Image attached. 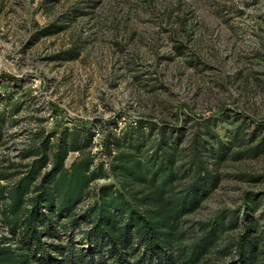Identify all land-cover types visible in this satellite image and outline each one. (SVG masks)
I'll return each instance as SVG.
<instances>
[{
    "label": "rangeland",
    "instance_id": "374dc122",
    "mask_svg": "<svg viewBox=\"0 0 264 264\" xmlns=\"http://www.w3.org/2000/svg\"><path fill=\"white\" fill-rule=\"evenodd\" d=\"M50 24L65 28L42 36ZM70 48L79 54L55 58ZM139 120L149 133L143 150L153 133L159 137L158 127L178 135L177 190L192 176L193 138L205 136L207 124L225 144L241 123L248 132H264V0H0V174L6 176L0 184L11 187L38 157L22 154L47 134L54 133L53 141L66 127L90 128V168L103 163L105 176L91 182L76 208L83 212L101 186L121 189L110 170L117 150L109 155L106 139ZM242 149L231 146L220 160L202 152L219 178L183 218V244L216 216L228 228L198 264H235L232 243L245 230L248 196L259 199L253 216L264 248V154ZM77 156L69 152L65 165ZM1 211L0 235L11 237ZM59 225L66 227L55 225L59 237L41 240L65 244L72 235L81 247L79 228L64 217Z\"/></svg>",
    "mask_w": 264,
    "mask_h": 264
},
{
    "label": "trees",
    "instance_id": "16d2710c",
    "mask_svg": "<svg viewBox=\"0 0 264 264\" xmlns=\"http://www.w3.org/2000/svg\"><path fill=\"white\" fill-rule=\"evenodd\" d=\"M63 28L50 24L39 32L45 36ZM64 54L55 58L68 60L79 50L70 48ZM145 126L139 120L119 134L109 132L112 140L106 139L108 154L111 148L117 150L110 170L120 179L121 189L101 186L96 200L79 213L76 208L89 196L91 182L105 176L103 163L90 168L94 132L90 128L66 127L53 141L50 137L54 133L47 134L35 151L24 152L23 158L38 157L24 165L26 169L11 187L0 184L1 213L11 234L0 235V264H198L228 228L224 217L216 216L213 222L200 223L201 233L189 246L183 244V218L198 208L219 178L206 167L202 152L220 160L231 146H238L243 148L242 153L258 157L264 154V132H248L241 123L233 129L232 141L225 144L207 124L206 135L196 134L193 138L189 159L194 166L192 176L185 187L177 190L176 180L181 178L175 164L178 135L158 127L159 137L153 133L149 148L143 150L142 137L149 135ZM1 128L0 122V139ZM69 152H78V156L66 166ZM48 162L50 168L44 170ZM2 179L6 176L0 174ZM245 200V230L232 243L235 264H264L262 236L253 216L259 199L248 196ZM62 217L79 228L81 247L75 248L72 235L65 244L41 240V235L59 237L55 225L66 229L65 224L59 225ZM230 218L231 223L235 222L234 217ZM81 219L85 220L83 229Z\"/></svg>",
    "mask_w": 264,
    "mask_h": 264
},
{
    "label": "built area",
    "instance_id": "2783aa9c",
    "mask_svg": "<svg viewBox=\"0 0 264 264\" xmlns=\"http://www.w3.org/2000/svg\"><path fill=\"white\" fill-rule=\"evenodd\" d=\"M12 246H15V244H11Z\"/></svg>",
    "mask_w": 264,
    "mask_h": 264
}]
</instances>
